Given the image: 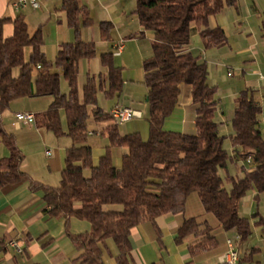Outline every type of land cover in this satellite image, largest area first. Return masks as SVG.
<instances>
[{
    "label": "trees",
    "instance_id": "1",
    "mask_svg": "<svg viewBox=\"0 0 264 264\" xmlns=\"http://www.w3.org/2000/svg\"><path fill=\"white\" fill-rule=\"evenodd\" d=\"M235 4L236 0H137L136 14L141 26L154 33L152 55L143 63L148 88L149 139L144 141L139 133L121 135L117 124L111 125L106 130L110 145L98 167L93 165L92 148L87 143L88 122L91 118L96 122H113V118L98 106L100 76L88 74L83 98L79 94L80 61L97 56L96 44L82 40V29L94 25L88 9L82 0H63L62 11L74 30L75 41L61 46L54 63L42 50L41 28L30 33L24 18L18 17L13 22V35L5 38L4 27L11 19H0V147L5 145L10 152L9 157H0V188L28 182L32 190L43 191L50 217L89 222V233H69L77 250L84 251L81 264H102L100 244L108 239L118 248V264H133L129 240L132 229L145 222L155 224L166 214L184 213L192 193L198 194L205 211L213 214L224 230H235L241 242L252 235L250 220L240 216L239 207L249 191L256 190L257 200L264 194V136L259 119L262 107L249 90L236 100L232 143L241 149V159L251 161L243 177L226 178L230 184L226 188L220 170L226 168L229 155L224 148L225 137L219 134L215 120L217 87L208 82L206 62L185 51L191 41L193 23L205 49L226 45L225 30L210 28L209 20ZM100 28L106 38L111 25L102 23ZM27 49H31L29 58ZM100 59L108 70L105 95L113 98L122 92V70L114 66L112 53H104ZM53 69L61 73H53ZM16 70L18 76L14 75ZM35 71L38 73L34 80ZM62 79L68 84V94L61 90ZM182 85L191 87L196 107L195 134L164 130L166 119L178 103ZM40 97H51L52 103L47 111L35 115V126L57 138L72 140L58 187L35 182L21 170L24 156L15 138L6 132L1 118L13 101ZM62 112L67 130L63 129ZM113 148L128 150L120 168L114 163ZM87 169L91 170L90 177L84 175ZM107 206L122 209L108 211ZM252 218L264 235V217L256 213ZM200 225L191 218L179 229V239L190 235L202 237L190 246L193 255L216 245L210 226L205 224V229L200 230Z\"/></svg>",
    "mask_w": 264,
    "mask_h": 264
},
{
    "label": "crops",
    "instance_id": "2",
    "mask_svg": "<svg viewBox=\"0 0 264 264\" xmlns=\"http://www.w3.org/2000/svg\"><path fill=\"white\" fill-rule=\"evenodd\" d=\"M15 0H0V19L9 18L11 22L4 27V37L9 38L14 32V20L23 17L30 33L39 27L49 26L55 30V38L48 45L43 35V52L46 58L54 63L61 49L66 43L75 41L74 30L68 26L67 14L62 11L63 0H40L41 8L33 10L29 7L15 11L11 2ZM88 9L94 25L82 29V40L86 43L94 42L97 56L94 59H83L79 64L78 89L83 98V89L87 75L100 76L101 90L98 92V106L106 113L116 107L131 108L142 112L143 118L132 120L123 125H117L121 135L139 133L144 141L149 139L148 88L145 86L143 63L152 55V42L154 33L145 31L136 14L137 0H82ZM108 23L111 30L106 38L103 37L100 25ZM210 28L221 27L228 36V43L222 47L205 49L200 37L199 29L193 23L190 44L185 51L199 57L208 66V82L210 74L214 77L224 78L228 90L218 97L215 120L218 123L219 134L226 139V132H230L231 140L235 136L234 129H227L226 125L232 124L236 108V100L242 92L249 90L255 100L262 107L259 117L260 128L264 127V0H236L232 7H225L222 13L212 16L209 20ZM123 45V50L117 54L118 45ZM28 51V49H27ZM26 51V54H27ZM31 53V49L30 52ZM104 53L113 54L114 66L122 70L123 88L120 94L107 98L105 93L109 86L108 70L102 63L100 56ZM210 68V69H209ZM53 73H61L53 69ZM38 71L34 72V80ZM19 71L14 72L18 76ZM142 75V84L145 89V98L137 95L136 82ZM141 80V79H140ZM215 80V79H214ZM61 90L69 93L66 81L61 80ZM37 99H47V109L52 103L51 97L22 98L11 103V126L17 130L24 125H15L13 107L30 103ZM43 111V112H45ZM33 113V112H32ZM35 115L37 113H34ZM5 115V113H4ZM65 116V113H61ZM146 118V119H145ZM145 119V120H144ZM196 107L191 98V87L182 85L178 103L170 117L164 124V130L175 133H196ZM114 122H96L93 118L88 122V145L92 148L94 167H98L100 160L106 155L110 143L106 135L108 127ZM115 124V123H114ZM233 126V125H232ZM38 132H46L36 126H27ZM6 130V129H5ZM67 130V129H66ZM262 131V129H261ZM17 143V137L10 130ZM42 135V134H41ZM264 136V135H263ZM43 141L46 143L50 137L45 133ZM63 147L54 151L48 149L40 152L44 155V163H34V142L26 147L18 146L24 156L21 170L27 173L35 182L58 187L65 168L67 150L72 146V140ZM60 140L61 138H57ZM225 142V141H224ZM42 147V142L35 148ZM225 148V147H224ZM51 152V155H48ZM128 152L125 148H113L112 155L116 167L120 168L123 156ZM241 149L233 145V159L242 165L243 172L250 166L240 157ZM26 155H25V154ZM10 152L5 145L0 147V157H9ZM86 177L91 176V170L84 172ZM242 176V175H241ZM240 178L239 176H237ZM256 198L257 192L253 190ZM250 192V191H249ZM248 192V193H249ZM247 193V195H248ZM255 194V195H254ZM241 200L239 214L248 218L252 227L250 238L241 242L235 230L226 231L218 219L207 213L197 193H192L186 202V210L180 214H166L159 217L156 223L145 222L132 229L130 243L132 246L133 264H221L220 257L228 250L227 241H236V249L240 254L238 264H264V235L261 228L255 226V219L251 216L255 211L253 196L248 197L250 212L245 210V199ZM47 205L44 201L43 191H34L28 182H21L0 188V264H81L80 258L84 251H78L72 242L69 233L73 235L89 233L91 225L87 221L71 218L50 217L46 213ZM121 206H107L108 211H120ZM263 212V211H262ZM264 217L263 213H261ZM195 218L200 225V230L205 229V224L211 228V236L216 245L209 251L193 255L190 246L202 237L190 235L179 239V229L188 219ZM10 241H17L21 252L9 245ZM102 250V264H118V248L112 239L100 244Z\"/></svg>",
    "mask_w": 264,
    "mask_h": 264
},
{
    "label": "rangeland",
    "instance_id": "3",
    "mask_svg": "<svg viewBox=\"0 0 264 264\" xmlns=\"http://www.w3.org/2000/svg\"><path fill=\"white\" fill-rule=\"evenodd\" d=\"M39 28L42 29L45 41H47V43L49 45L52 42L51 40H53V38H55V30H51V28L49 26H47V27L41 26ZM29 52H30V49H28V51H27V54H26L27 58H29V55H30ZM142 79H143V77L140 74L139 80H138V82H136V85H137L138 97L140 99L144 100L145 89H144V86L142 84ZM210 81L212 83H214L215 85H217L218 90H219L218 97L220 98V97H222V94H224L228 90V87H229L228 84H230L232 79L227 82L226 80H224V78L214 77L213 74H210ZM26 102H30V103H23L22 105H18L17 107H13L12 112H14L15 115L17 113H24V112H28V113L33 112V114L34 113L38 114V113H42L43 111H45L48 107L47 106V103H48L47 99H37V100L26 101ZM4 113H5V115H4ZM4 113L1 115L4 128L6 130L12 131L13 133L15 131H17L15 133H16V137H17V145L19 146V148H20V146H22V147H26L28 149L29 143L34 142V163L36 165L39 163H41V164L44 163V160H45L44 155L40 152L44 153L48 149H52L54 151L55 149H57V147H63L66 143H69V139L67 137H62L60 140H57L56 136L49 131H46V132L44 131V132L40 133L36 129H29V127H27L26 125H24L21 130L20 129L17 130L15 127L11 126L12 118L10 117L11 116L10 112L8 111V112H4ZM61 119H62L63 129L66 130L67 129L66 117L64 115H62ZM91 120H92V118L90 119V121ZM226 126H227L228 131H229V129L233 130V126L231 123L229 126L228 125H226ZM261 129H262V134L264 135V127H262ZM45 133H47L50 137V139L46 143L43 141V137H42L45 135ZM228 133H230V132H226V134H225L226 139L224 142V147H225L226 151L228 152L229 159H228L226 168L220 170V174H221L222 178L224 179V186L226 188H230V184H228L226 181V178L228 176H231V177L239 176L240 178L244 176V172H243V170H241L242 165L240 163H237L233 159V143H232L231 137L229 136L230 134H228ZM40 142H42V147L41 148L40 147L35 148V144H36V146H39ZM253 193H254V191L251 190L245 199V210L247 211V213H251L249 210L250 203L248 202V197L253 196ZM253 201L255 202V211L251 217H253V215L256 213H259L261 216H262L261 213H263V215H264V194L261 195L258 200L253 196Z\"/></svg>",
    "mask_w": 264,
    "mask_h": 264
},
{
    "label": "built area",
    "instance_id": "4",
    "mask_svg": "<svg viewBox=\"0 0 264 264\" xmlns=\"http://www.w3.org/2000/svg\"><path fill=\"white\" fill-rule=\"evenodd\" d=\"M11 6L15 11H20L22 8L29 7L33 10H38L41 8L42 4L40 0H15L11 2ZM123 50V45L120 44L117 47V54H120ZM38 69H41V66H38ZM110 115L113 118V122L117 125H123L127 122L136 119H142L143 114L137 110H133L131 108H125L116 106L114 107ZM36 117L33 113H17L15 115V125L21 126H35ZM48 155H51V152H48ZM251 159H248V163ZM239 239V238H238ZM228 250L220 257L221 264H238L240 261V254L236 249V241L229 239L227 241ZM9 245L16 248L19 252H21L20 246L17 241H10Z\"/></svg>",
    "mask_w": 264,
    "mask_h": 264
}]
</instances>
